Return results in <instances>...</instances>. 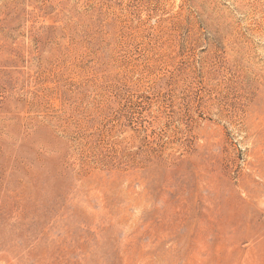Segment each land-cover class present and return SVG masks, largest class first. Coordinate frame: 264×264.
I'll return each mask as SVG.
<instances>
[{
    "label": "rangeland",
    "instance_id": "1",
    "mask_svg": "<svg viewBox=\"0 0 264 264\" xmlns=\"http://www.w3.org/2000/svg\"><path fill=\"white\" fill-rule=\"evenodd\" d=\"M0 264H264V0H0Z\"/></svg>",
    "mask_w": 264,
    "mask_h": 264
}]
</instances>
